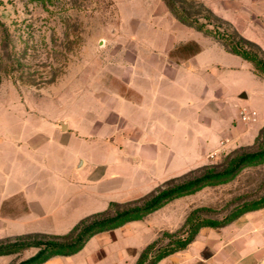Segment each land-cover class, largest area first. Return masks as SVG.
Listing matches in <instances>:
<instances>
[{"label": "rangeland", "instance_id": "1", "mask_svg": "<svg viewBox=\"0 0 264 264\" xmlns=\"http://www.w3.org/2000/svg\"><path fill=\"white\" fill-rule=\"evenodd\" d=\"M177 3L209 33L182 23L164 0H0V138L11 139L1 153L3 163H12L0 168V246L26 236L67 235L112 202L140 204L170 180L222 171L238 153L259 149L264 125L240 95L249 89L263 106L264 83L248 66L264 76L229 53L221 35L264 61V0ZM139 68L153 76L169 69L186 75L165 95L159 85L151 92L157 103L181 108L186 99L196 104L204 91L201 111L160 139L145 134L139 140L140 129L155 126L141 122L139 106L148 100L133 86ZM189 82L198 83L180 92ZM244 108L255 111L256 120H244ZM263 195L264 161L43 264H136L147 245H165L166 233L179 236L192 212L199 220L223 219ZM245 214L231 227L199 231L185 250L236 241L256 219L246 221ZM37 251L30 246L0 255V264H19Z\"/></svg>", "mask_w": 264, "mask_h": 264}, {"label": "trees", "instance_id": "2", "mask_svg": "<svg viewBox=\"0 0 264 264\" xmlns=\"http://www.w3.org/2000/svg\"><path fill=\"white\" fill-rule=\"evenodd\" d=\"M164 1L174 16L182 23L209 33L204 24H197V21L190 19L189 15L177 3V0ZM221 37L228 52L251 61L255 66L256 73L264 76V61L259 56L253 54L245 45H239L231 38H225L222 35ZM241 41L245 44L254 45L245 39H241ZM258 142L259 149L257 151L238 153L228 160L222 171L209 170L199 176H193L179 182L170 180L163 188H160L140 204L122 207L119 203L112 202L105 212L81 220L67 235L35 236L36 238L34 237L33 240L30 239L31 236L21 237L17 242L0 246V255L17 253L30 246L38 248L37 253L19 264H43L54 256L74 255L96 234L116 229L131 221L140 220L175 198L194 193L208 185L229 181L235 178L244 166L264 161V127L260 131ZM261 208H264V195L237 207L223 219L206 218L199 220L195 218L194 211L188 216L183 227L184 230L180 231L179 236L166 233L171 237V240L165 245L158 247V241L147 245L141 252L136 264H158L163 258L186 249L195 240L202 228L225 227L244 213Z\"/></svg>", "mask_w": 264, "mask_h": 264}, {"label": "crops", "instance_id": "3", "mask_svg": "<svg viewBox=\"0 0 264 264\" xmlns=\"http://www.w3.org/2000/svg\"><path fill=\"white\" fill-rule=\"evenodd\" d=\"M199 52L200 51L197 50L194 56L196 57ZM235 56L240 57L238 55ZM150 57L140 55L141 60ZM248 68L252 72V75L256 77V79H259L264 83V79L262 77L254 74L250 66H248ZM138 71L139 74L135 75L133 78V86L140 92V94L145 97L144 100H148L146 101L147 103L140 104L139 106V108L141 109V122L143 125L151 126L152 122L155 125L154 128L151 126V128H147L144 130L140 129V134H138L139 140L144 139L143 135L145 134L151 138L153 137L155 139H160L167 132L169 133L174 131V123H176L178 120L184 122L187 115H193V112H195V114H198V112L201 111L203 101L205 99L204 91L202 93L200 101H198L196 104L189 99H186L185 104L181 108L174 105L168 107L167 105L165 106L157 103L156 93L153 94L151 92L153 86L156 85L155 87H157V85H159L160 87L163 86V90L159 91L160 94L165 95V92H168L166 91L169 88L168 85H170V87H175L181 84V82H183L182 79H186L187 76L182 75L180 71L169 69L167 72L161 71V75L157 74L155 76H153L154 74L152 73V70L150 68H139ZM151 75L153 78H158L157 76L160 77V80H157V84L154 83L156 79H152ZM166 79L169 80L170 83L165 82ZM197 83L198 82H189L188 85L184 87L186 88V90H184V88H181L182 90L180 92L190 93L191 91H188V87H190V85L192 87L196 86L195 84ZM146 89H149V91H146ZM244 90L245 97L240 101L244 105H248V108L250 110H255L257 112V122H260V125L262 127L264 125V105L261 106L257 104L255 97L249 89ZM235 94H238V91ZM219 95L220 94L218 93V97H220ZM152 109L160 110L157 112H153L151 111ZM5 141L10 142L11 139L7 137L0 138V168H12V163L9 162L10 160H5V163H3V159L5 158V156L2 155L1 151L11 146L5 145ZM81 163L82 160H79L77 166H79ZM255 211L257 210L249 211L244 215V219L246 221L248 220V217H250V215H253L254 217H256V219L250 225L247 224L245 226V229L241 232L238 238H236V241L229 239H225L224 241L214 240L212 244L198 245L194 251L190 250L192 247L190 246V249H184L185 251H178L163 258L158 262V264H177L176 262H179L180 264H263L264 208H261L259 210V214H251L255 213ZM231 225L233 224L222 227V229L231 227ZM207 228L208 227L202 228L200 232L205 231V229ZM192 253H194L195 255H192Z\"/></svg>", "mask_w": 264, "mask_h": 264}, {"label": "built area", "instance_id": "4", "mask_svg": "<svg viewBox=\"0 0 264 264\" xmlns=\"http://www.w3.org/2000/svg\"><path fill=\"white\" fill-rule=\"evenodd\" d=\"M256 112L255 111H247L245 108L241 111V117L244 120H256Z\"/></svg>", "mask_w": 264, "mask_h": 264}, {"label": "water", "instance_id": "5", "mask_svg": "<svg viewBox=\"0 0 264 264\" xmlns=\"http://www.w3.org/2000/svg\"><path fill=\"white\" fill-rule=\"evenodd\" d=\"M240 97L241 98H244V94H241ZM65 129H66V124L65 123H62V130H65Z\"/></svg>", "mask_w": 264, "mask_h": 264}]
</instances>
